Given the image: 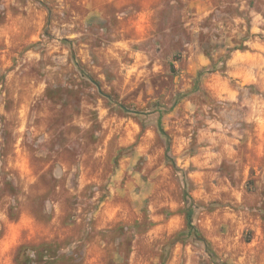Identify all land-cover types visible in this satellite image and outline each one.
Here are the masks:
<instances>
[{"label": "rangeland", "instance_id": "obj_1", "mask_svg": "<svg viewBox=\"0 0 264 264\" xmlns=\"http://www.w3.org/2000/svg\"><path fill=\"white\" fill-rule=\"evenodd\" d=\"M48 263L264 264V0H0V264Z\"/></svg>", "mask_w": 264, "mask_h": 264}, {"label": "trees", "instance_id": "obj_2", "mask_svg": "<svg viewBox=\"0 0 264 264\" xmlns=\"http://www.w3.org/2000/svg\"><path fill=\"white\" fill-rule=\"evenodd\" d=\"M75 66H76V68L81 72V73H83V71H82V69H81V67L75 62ZM184 200H185V203H186V205H187V209H186V227L189 229V230H191V231H195L194 230V227H193V225H192V210H193V208H194V205H193V202H192V200H191V198L189 197V195L186 193V191L184 190ZM12 216V215H11ZM50 247L49 246H42V247H39L38 248V250L40 251V252H38V253H41V251H43L44 249L46 250V249H49ZM26 250V249H25ZM53 252V250H50L49 251V254H51V253ZM20 255H22V257L24 258V256H25V253H21ZM48 264H50V263H48Z\"/></svg>", "mask_w": 264, "mask_h": 264}, {"label": "crops", "instance_id": "obj_3", "mask_svg": "<svg viewBox=\"0 0 264 264\" xmlns=\"http://www.w3.org/2000/svg\"><path fill=\"white\" fill-rule=\"evenodd\" d=\"M239 78H244V76L243 77H239Z\"/></svg>", "mask_w": 264, "mask_h": 264}]
</instances>
